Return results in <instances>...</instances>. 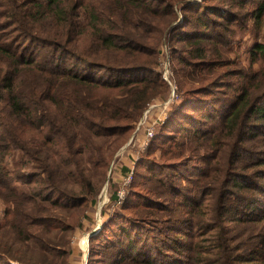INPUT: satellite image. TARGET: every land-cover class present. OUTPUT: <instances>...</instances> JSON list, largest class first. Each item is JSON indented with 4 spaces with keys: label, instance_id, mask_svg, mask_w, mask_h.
Listing matches in <instances>:
<instances>
[{
    "label": "trees",
    "instance_id": "obj_1",
    "mask_svg": "<svg viewBox=\"0 0 264 264\" xmlns=\"http://www.w3.org/2000/svg\"><path fill=\"white\" fill-rule=\"evenodd\" d=\"M248 23L264 28V0H0V264H69L82 205H95L113 154L144 110L167 97L160 54L172 37L183 39L184 83L174 78L179 99L154 138L189 125L171 168L210 167L200 185L156 177L160 210L124 216L107 260L264 264V40L248 66L221 51L230 25ZM200 110L208 118L196 128ZM205 186L218 194L206 219ZM232 221L242 232L227 227ZM189 223L212 232L208 247L184 241Z\"/></svg>",
    "mask_w": 264,
    "mask_h": 264
},
{
    "label": "rangeland",
    "instance_id": "obj_2",
    "mask_svg": "<svg viewBox=\"0 0 264 264\" xmlns=\"http://www.w3.org/2000/svg\"><path fill=\"white\" fill-rule=\"evenodd\" d=\"M177 15L181 20L179 10H177ZM230 26L233 32L224 33L231 41L221 47V51L231 61L248 66L249 50L256 41L264 40V28L259 33L252 23H248L245 28ZM182 43L183 39L172 37L162 47L160 54L162 75L160 78L168 83L167 97L166 99L157 98L144 110L133 132L115 151L109 162L106 179L97 195L95 205L89 203L82 205L85 216L80 217V226L70 232V252L67 258L69 264H113L108 262L107 254L112 250L113 245L123 237L118 231V226L125 221L124 216L135 217V214L148 208L160 210V204H156V202L164 203V198L161 196L163 188L155 186L158 185L156 177H163V179L174 177L173 180L178 186L184 184L194 186V183L200 185L204 181L202 174L209 169L211 162L191 160L188 162L189 164L182 163L177 168L175 166L171 168L173 164L178 163L177 158L171 156V152L176 149L177 145L189 141L188 136H191L189 125H181V130L176 128L173 132L166 130L158 138H154L158 122L164 120L168 108L179 99V87L175 79H180L184 83L182 72L178 67L179 57L184 55ZM251 65L253 68H258L259 62L251 63ZM174 67L178 68L179 74L178 72L176 74ZM192 117L195 120L196 128H200L199 121L208 118L204 110L193 113ZM149 130L152 131V135H148ZM120 139L122 140V138ZM150 159L157 164L148 163ZM135 161H137L136 164ZM146 165L150 168H146ZM191 179H195L194 182H191ZM18 185L25 187L22 183H18ZM147 187L153 189L154 194L148 193ZM139 192L142 193L140 198L136 197ZM216 195H218L217 192L209 190L207 186L202 188L198 205L202 206L200 213L203 214L204 219L216 213L215 208L218 203ZM178 196L176 199L179 198ZM191 207L194 206L185 205L182 209L187 211ZM4 209L0 203V217L4 213ZM157 214L163 215L165 212H157ZM207 223H212L211 218ZM227 227L236 230L235 232H242V228L235 221L228 223ZM182 229L186 243L196 240L205 247L209 246L211 231L204 232L202 230L201 233L204 234H201L191 223L184 225ZM92 231L93 233L90 234V236L93 235L92 238L89 236L86 239V235ZM244 234L241 235L244 236Z\"/></svg>",
    "mask_w": 264,
    "mask_h": 264
},
{
    "label": "water",
    "instance_id": "obj_3",
    "mask_svg": "<svg viewBox=\"0 0 264 264\" xmlns=\"http://www.w3.org/2000/svg\"><path fill=\"white\" fill-rule=\"evenodd\" d=\"M93 233V231L92 232H90V233H88L87 235H86V239H88L89 238V236H90V234H92ZM86 246H87V244H86Z\"/></svg>",
    "mask_w": 264,
    "mask_h": 264
},
{
    "label": "built area",
    "instance_id": "obj_4",
    "mask_svg": "<svg viewBox=\"0 0 264 264\" xmlns=\"http://www.w3.org/2000/svg\"><path fill=\"white\" fill-rule=\"evenodd\" d=\"M148 135H152V131L151 130L148 131Z\"/></svg>",
    "mask_w": 264,
    "mask_h": 264
}]
</instances>
